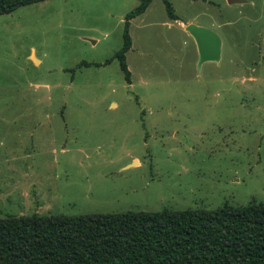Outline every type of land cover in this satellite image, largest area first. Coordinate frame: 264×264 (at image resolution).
I'll return each instance as SVG.
<instances>
[{
  "label": "rangeland",
  "instance_id": "374dc122",
  "mask_svg": "<svg viewBox=\"0 0 264 264\" xmlns=\"http://www.w3.org/2000/svg\"><path fill=\"white\" fill-rule=\"evenodd\" d=\"M169 1L0 14V218L264 203V0Z\"/></svg>",
  "mask_w": 264,
  "mask_h": 264
},
{
  "label": "trees",
  "instance_id": "16d2710c",
  "mask_svg": "<svg viewBox=\"0 0 264 264\" xmlns=\"http://www.w3.org/2000/svg\"><path fill=\"white\" fill-rule=\"evenodd\" d=\"M39 1L0 0V14ZM150 2L140 0L126 18ZM127 24L116 57L128 79ZM0 264H264V203L1 217Z\"/></svg>",
  "mask_w": 264,
  "mask_h": 264
},
{
  "label": "water",
  "instance_id": "95a60500",
  "mask_svg": "<svg viewBox=\"0 0 264 264\" xmlns=\"http://www.w3.org/2000/svg\"><path fill=\"white\" fill-rule=\"evenodd\" d=\"M185 30L194 38L199 59L198 66L205 61H218L221 54V39L211 29L196 24H188Z\"/></svg>",
  "mask_w": 264,
  "mask_h": 264
},
{
  "label": "crops",
  "instance_id": "0c3cea01",
  "mask_svg": "<svg viewBox=\"0 0 264 264\" xmlns=\"http://www.w3.org/2000/svg\"><path fill=\"white\" fill-rule=\"evenodd\" d=\"M34 53V51H32ZM35 54V53H34ZM38 60L40 61V59L38 58Z\"/></svg>",
  "mask_w": 264,
  "mask_h": 264
}]
</instances>
